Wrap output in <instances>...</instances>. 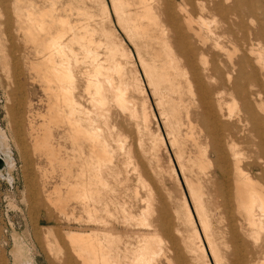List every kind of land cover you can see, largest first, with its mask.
<instances>
[{"label":"bare ground","instance_id":"6f19581e","mask_svg":"<svg viewBox=\"0 0 264 264\" xmlns=\"http://www.w3.org/2000/svg\"><path fill=\"white\" fill-rule=\"evenodd\" d=\"M8 1L28 55L12 61L13 74L10 60L0 64L14 90L26 91L27 68L45 94L42 124L34 100L25 121L33 148L59 174L46 200L68 217L74 201L89 226L63 231L72 256L80 264H264V0H111L153 95L158 133L132 53L106 25L105 0ZM2 31L1 57L9 53ZM8 139L0 131L10 171ZM60 235L43 233L51 248L63 246ZM16 242V258L33 264Z\"/></svg>","mask_w":264,"mask_h":264},{"label":"rangeland","instance_id":"374dc122","mask_svg":"<svg viewBox=\"0 0 264 264\" xmlns=\"http://www.w3.org/2000/svg\"><path fill=\"white\" fill-rule=\"evenodd\" d=\"M37 1L41 5L42 2H45L46 0H37ZM105 2H106V5L108 6L106 10V18H107L106 25L118 34L119 38L122 39V41H124L125 45L132 53V58H134V62H135L134 64L136 65V68L138 69V73L142 80V85L145 90V94L152 108L153 114L151 115V128L154 133H158L159 129H161L160 127L161 124L158 118L157 110L154 107L155 105H154L153 95L150 91V88L148 87L145 74L137 58L135 46L132 42H130L126 38L124 33L121 31L119 23L118 21H116L117 18L114 16L115 14L112 9L111 0H105ZM5 8L6 10H4ZM91 11L94 12L93 13L94 16L91 17L90 21L93 25H95V22L97 21L96 19H99V16H98L99 9L97 7H92ZM7 19H10V20L12 19L10 24H8ZM0 26H1L0 31L4 30L2 32L5 33L4 41L6 44L4 46L5 48H7V50L5 48L4 49L6 50V52H9L8 53L9 55L6 54V55H3V57L0 56V61H2L3 59L10 60L11 61V62L9 61L10 69L9 67L8 68L6 67V69H8V72H11L13 74L11 70L12 64L14 62H23L26 59V56L28 54L25 49V46L23 45L24 44L23 39L17 36V34L14 31L16 26H15L10 2L8 0H5V2H2L0 0ZM6 27H9V28H6ZM11 46L12 47L14 46V47L12 48ZM11 48L13 52L11 51ZM12 58H14L15 61ZM8 72L7 70L6 72H4V70L1 69V64H0V131L4 135H7L9 138L8 140H9L10 147L12 150V157L14 158V165H15L14 169L10 171L7 168H5L4 171H2L3 172L2 174H4L5 176H7L8 174L7 179L9 181H11V178H14V180L10 183V184L13 183V187L9 185V182L7 180H4V178H0V264H28L25 262V260L20 261L18 258H16L14 254V250L19 248L17 247L18 242H16L18 241L19 238L22 239L29 247V251H30L29 257L33 259V264H67V261L69 260V258H71L72 262H74L73 264H80L75 259V257L72 256L69 245L67 241H65L64 239L65 237H64L63 231L70 230V229L83 230V231L88 230L89 226L85 224V220H86L85 215L82 209L80 208V206L74 201L71 203L68 210L69 211L71 210L72 212H74L75 216L70 215V217L60 214L58 210L53 208L47 202L46 195L48 193H51V191L54 190L56 185L57 187H60V185L58 184L59 174H57V172L51 171L50 170L51 165L47 157L45 158L44 155L42 156L40 152L35 151V149L33 148V140L29 134L28 125L25 121V119L29 115V111H28L29 102L28 101L32 100L33 102L34 100L33 102L34 108L32 111L33 113L32 115L35 116L36 124L38 126L42 124L44 120L42 115L45 114L46 112L45 94L43 93V90L39 86L38 83L33 84V82L31 81L32 74L29 73L27 68L24 69L23 76L20 77L21 81L26 83L25 84L26 91H23V92L14 90L15 82L13 81L15 79H13L14 78L13 75L12 77H9L11 79L7 78V76L8 75L10 76L11 74V73L9 74ZM8 79L12 81L13 83L10 82ZM10 83H11V86H10ZM6 88H8V90ZM259 89H257L255 92H257ZM262 92L264 94V87L262 88ZM8 94L9 96H11L12 99L8 96ZM7 98L8 100L11 99L12 101L11 100L8 101ZM225 99L229 101L230 100L229 95H226ZM7 101L10 104L7 103ZM16 105L18 106L17 109H16L17 107ZM21 109H25V110L22 111ZM12 110L18 111V114L16 115H18L19 119L24 120L23 124L19 125L21 128L19 126H15V123L13 122L14 115L12 116L13 114ZM9 113L11 114V116H9L10 115ZM11 126L14 127L15 129H12ZM10 129H12L13 131H11ZM16 129L20 131V137L18 139L15 138V135H12V133L14 134V130ZM22 130L24 133L22 132ZM26 134L28 137L26 136ZM22 135H24V137ZM27 138H30V140ZM24 139L25 141L26 140L28 141L25 142ZM19 140L22 143L21 142L18 143ZM13 143L14 144L18 143L19 145L18 144L14 145ZM25 144H27V147L25 146ZM20 146L23 147L24 150L27 151L28 153V163L27 164L25 163L26 159L24 158L21 149H19ZM253 160H254L253 158H249V160L247 159V161H252V162ZM165 162H166L165 164L167 168V160H165ZM43 172H47L46 175L43 174ZM170 187L172 188L174 193L177 191V186L175 185L174 182H170ZM28 190H31V191H28ZM32 190L34 192H32ZM31 194L33 195L31 196ZM76 216L77 217L81 216L82 217L81 220L74 218ZM222 217H225V215H222ZM223 219L225 221L226 217ZM226 222L227 220L224 223ZM214 223H215L214 225H218L216 221H214ZM47 227L48 228L52 227L53 229H55L58 235H60L59 233H61L59 237L62 238L61 239L62 244L64 243L63 246L61 245L64 249L63 252L61 250L62 247L60 248V246L58 245L57 247L55 246L56 244L52 245L54 247H57L56 248L57 251L56 250L54 251L55 248L54 247L51 248V246L47 244V241L44 240L43 233L47 231L48 229ZM66 243L68 246H66ZM58 248H60L61 252L59 251Z\"/></svg>","mask_w":264,"mask_h":264},{"label":"water","instance_id":"95a60500","mask_svg":"<svg viewBox=\"0 0 264 264\" xmlns=\"http://www.w3.org/2000/svg\"><path fill=\"white\" fill-rule=\"evenodd\" d=\"M4 166H5L4 159H3V157L0 155V169H3Z\"/></svg>","mask_w":264,"mask_h":264},{"label":"built area","instance_id":"2783aa9c","mask_svg":"<svg viewBox=\"0 0 264 264\" xmlns=\"http://www.w3.org/2000/svg\"><path fill=\"white\" fill-rule=\"evenodd\" d=\"M2 171H4V168L3 169H1ZM11 182H9V185L11 186V187H13V183L12 184H10Z\"/></svg>","mask_w":264,"mask_h":264}]
</instances>
